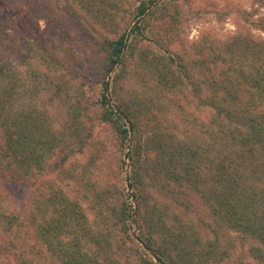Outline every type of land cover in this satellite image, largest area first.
I'll list each match as a JSON object with an SVG mask.
<instances>
[{"label":"trees","instance_id":"obj_1","mask_svg":"<svg viewBox=\"0 0 264 264\" xmlns=\"http://www.w3.org/2000/svg\"><path fill=\"white\" fill-rule=\"evenodd\" d=\"M87 1L78 0L82 12ZM165 1L150 12L155 0L143 1L131 13L138 19L128 34L126 28L116 31L106 42L100 67L112 76L108 85L101 83L93 104L81 101L78 79L62 73L53 52L0 11V179L31 186L29 201L19 210L0 195L6 244L0 264H223L237 247L232 232L252 242L245 264H264V42L238 32L224 43L201 39L184 48L178 5ZM24 8L31 14V5ZM117 8L110 20H116ZM81 15L73 9L43 12L46 37L56 47L66 44ZM155 23L163 24V32L151 31ZM131 66H138L139 82L126 93ZM29 69L37 81L29 80ZM43 90H49L50 102L58 96L68 102L64 128L36 102ZM171 101L193 104L211 117L185 114L169 127L161 119ZM90 111L91 120L108 126L119 150L131 138L125 181L132 193L121 177L117 206L97 190L101 145L87 153L93 125L70 145L84 126L81 114ZM78 156L83 163L70 162ZM152 177L168 190L162 185L159 195H150ZM174 187L197 196L214 227L206 236L171 200ZM133 197L136 240L152 257L132 237Z\"/></svg>","mask_w":264,"mask_h":264},{"label":"rangeland","instance_id":"obj_2","mask_svg":"<svg viewBox=\"0 0 264 264\" xmlns=\"http://www.w3.org/2000/svg\"><path fill=\"white\" fill-rule=\"evenodd\" d=\"M17 1V4L6 6L0 0V11L11 14L13 19L18 21L20 31H24L26 35H30L31 37L29 38H38L40 46L50 49L57 58L58 64H60L59 67L62 69V73L65 76L70 75V79H78V84L81 86L79 97L84 104L95 103L99 89L101 88V83L104 81L108 85L112 76V71L105 75L100 67L105 54L106 42L112 40L116 31H121L126 28V33L128 34V31L138 19H132L131 13L135 7L145 0H88L85 3L88 7L85 9V12L79 9L82 5L78 0ZM159 1L162 0H155L154 4L148 9V12L152 11ZM165 2L166 4L177 3L178 5L180 11L178 17L180 20L178 33L181 36L184 48L188 47V49H191V46L201 39H213L219 43H224L238 32L250 35L253 37L254 41L264 42V31L260 29L261 24L264 22V0H166ZM26 5L32 6L31 14L29 12L25 13V11L27 12L24 8ZM114 5L118 7L117 11L119 14L116 20H110L109 16L114 15L116 11L113 10ZM68 9H73L78 15L81 13L82 18L74 20V26H71L72 31L68 42L62 44L60 47H56L54 43L46 37L42 18L43 12H63L64 10L68 11ZM106 9L109 10L107 11ZM123 11H125L124 15ZM162 25L163 24L155 23L151 31L163 32ZM166 30L168 29L165 28V31ZM11 33L14 34L13 32ZM17 37L18 35L15 33L13 38H15L16 44L19 43ZM137 68L138 66L130 67V73L124 89L126 93H129V91L131 92L138 86L139 75H136L138 71H136ZM40 69H42V67ZM112 70H114V67ZM134 71L136 73H134ZM32 73H34V70L29 69L27 74L29 80L37 81L32 78ZM32 83L36 85L35 82ZM46 91L43 90L39 94L36 102L52 115V121H54L57 128H64L68 102L59 96V98L53 97V102H50L49 90L48 92ZM170 98L173 99V97ZM165 106L167 113L164 114L165 118L161 119V123L169 127H172L173 122L176 120L177 123L183 121L185 114H191L193 117L202 119L203 121H207L211 117V113L208 110L201 111L195 109L193 104L185 102L171 101ZM83 113L81 114V120L84 126L80 128L81 133L71 139V148L77 145L81 137H85L87 125H93V135L91 136L92 140H90L92 146L87 148L89 150L87 153H93L92 150L101 145L100 151H98L99 156L101 155V168L98 166L100 168L98 171L100 175L97 180V190L107 193L106 197H109L108 201L110 206H117L115 202L117 201L115 191L121 183V177H123V184L127 191L132 193L127 186V181H125V177L127 176V158L125 154L128 152V144L131 138L129 136L124 149L119 150V147L115 144V138L111 137L108 126L99 123L97 120H91V111L88 113L87 117H82ZM174 131L179 134L177 129H174ZM98 153H96L97 156ZM121 161H123L124 171L122 175L119 174L121 173L119 170L122 166ZM70 162L81 164L84 162V158L83 156L73 157ZM115 174H118V176ZM152 178L153 179L147 181L150 184L147 191L150 195H159V190L163 185L162 180L154 179V177ZM162 189L164 191L168 190L165 185H163ZM172 190L173 192L170 194L171 200L174 199V201H178L182 205L185 213L199 225L203 234L206 236L208 231L214 227L211 225L210 219L203 212L197 196L187 187L179 189L174 187ZM30 192L31 186L28 184H8L0 179V195L5 196L14 209L16 208L19 210L27 205ZM132 200V237L135 239L136 244L152 257L148 248L136 240L139 235V229L135 220L136 201L134 197ZM88 202L91 203V201H87V203ZM229 236L232 241H235L237 247L232 251L230 259L223 264H245L246 262L244 259L247 258L252 242H250L246 236H241L234 232L229 233ZM0 244L2 245L0 250H2V248H4L3 245H6L2 235H0ZM123 250V252L128 253L127 246L123 247Z\"/></svg>","mask_w":264,"mask_h":264}]
</instances>
